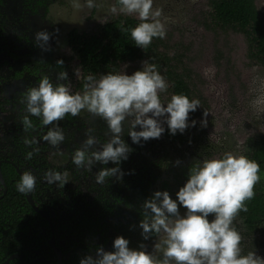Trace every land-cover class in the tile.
I'll use <instances>...</instances> for the list:
<instances>
[{
	"label": "rangeland",
	"instance_id": "obj_1",
	"mask_svg": "<svg viewBox=\"0 0 264 264\" xmlns=\"http://www.w3.org/2000/svg\"><path fill=\"white\" fill-rule=\"evenodd\" d=\"M207 1L153 0V8L162 11L159 19L167 30L165 38L185 51L187 62L198 72L194 81L202 95V98L197 97L201 101L197 107L200 115L196 120L197 128L190 132L189 139L172 142L162 133L159 138L133 143L125 128L124 139L131 152L119 164L122 178L112 176L106 178L103 184L96 183V193L86 186L91 179L94 180L101 167H115L114 162L102 165L93 161L90 166L80 167L77 174V170L69 165L57 167L63 174L68 169L74 171L70 185L66 178L65 183L78 187L79 191L69 205L75 216L69 237L82 244L87 243L92 255H95L98 246L112 250L114 238L123 235L130 241L131 247L143 244L154 255L161 257L162 246L157 248L155 245L160 243L164 234H152L146 240L141 235L139 221L143 218V201L156 190H167L175 198L195 164L229 151L245 154L247 140L264 134V65L248 59L243 35L219 28L210 30L203 25L202 20L209 11ZM95 5L77 10L72 7L71 0H0V24L11 51V56L6 59L10 67L2 72L5 83L0 86V101H8L4 110L7 117L0 116V122L8 121L12 132L23 130L26 133L29 128H25L23 118L29 116L32 122L30 129L36 132L34 136L41 143L46 142L43 136L53 125H43L41 118L28 114L22 103L23 97L27 88L35 85L42 75L69 87L79 66L78 59L64 58L70 55L67 49L68 32L74 28L90 29L97 22H104L110 16L121 13L118 0H95ZM257 6L264 18V0H258ZM113 7H116V12L112 11ZM38 31L50 34L48 50L37 43ZM58 59H63V65L56 63ZM142 62L123 64L121 71L131 74L142 66ZM61 71L67 72L66 80H57ZM19 72H22L20 78L15 76ZM161 98L165 100L166 94L161 93ZM204 111L208 113L207 117L203 116ZM202 119L207 120L206 126H202ZM58 123L65 135L64 141L57 146L60 148L72 147L74 139L73 150L86 147L83 142L88 135L104 143L111 135L105 121L86 110L77 116L66 115ZM99 146V143L93 145L88 149L89 153L98 150ZM55 151L54 162H62L67 151H63L64 154L60 150ZM84 180L88 185L84 184ZM60 191L61 194L55 189L53 191L55 202L62 200L59 194L67 196L64 188ZM180 210L184 211L183 208ZM90 218H96L94 220L100 225H94L93 231ZM234 225L241 233L243 252L254 251L264 258V225L252 236L245 235L242 219L235 218Z\"/></svg>",
	"mask_w": 264,
	"mask_h": 264
},
{
	"label": "clouds",
	"instance_id": "obj_2",
	"mask_svg": "<svg viewBox=\"0 0 264 264\" xmlns=\"http://www.w3.org/2000/svg\"><path fill=\"white\" fill-rule=\"evenodd\" d=\"M71 4L77 10L96 6L95 0H84L83 4L81 0H71ZM118 5L121 13L134 14L139 20L135 26L125 29L135 45L146 49L154 38L166 37V27L159 19L162 11L153 8V0H118ZM112 11L116 12V7ZM49 39L47 31L36 33V41L44 50H48ZM56 63L63 65L64 61L58 59ZM67 76L66 71H61L57 80H66ZM168 88L169 83L157 64L145 60L131 74L125 70L88 74L83 90L78 92L42 75L35 85L27 88L22 103L28 114L41 118L43 125H53L43 136L52 146H58L65 139L58 121L66 115L77 116L86 110L104 120L111 133L107 142L101 143L88 135L83 142L86 147L76 148L72 154V163L78 168L90 166L93 161L102 165L114 162L115 167H101L95 174V182L103 184L108 177L122 178L119 164L131 152L124 139L125 128L132 142L140 143L159 138L165 132V124L173 135L195 126L196 120H189V114L197 110L201 101L184 93H172L162 100L161 93ZM207 115L204 111L203 116ZM23 124L25 128L32 127L29 116L23 118ZM201 124L206 126L207 120L202 119ZM97 143L98 150L89 153L88 149ZM259 172L260 164L244 154L229 151L203 159L190 168L175 198L167 190H156L143 201L141 235L146 240L152 234H164L155 245L162 246L161 257L143 244L131 247L125 236L117 235L112 250L98 246L95 255L82 256L79 264H264V258L254 251L243 252L242 236L234 225L237 215L248 210L245 202L256 195L254 187L260 179ZM44 179L61 185L66 182L61 172L54 169L47 170ZM36 181L31 171H23L16 189L31 193Z\"/></svg>",
	"mask_w": 264,
	"mask_h": 264
},
{
	"label": "trees",
	"instance_id": "obj_3",
	"mask_svg": "<svg viewBox=\"0 0 264 264\" xmlns=\"http://www.w3.org/2000/svg\"><path fill=\"white\" fill-rule=\"evenodd\" d=\"M257 1L208 0L209 11L202 22L210 30L219 28L243 35L247 44L248 59L264 65V18L260 14ZM137 23L139 20L136 16L118 13L104 22H97L90 29L74 28L69 31L67 34L69 58L78 59L79 66L77 73L73 74L70 89L74 92L82 91L84 78L88 74L99 75L107 71H121L123 64L148 60L149 63L157 64L159 71L168 81L169 88L164 93L167 98L172 93H184L190 98H202L194 81V76L198 75V72L187 62L188 56L185 51L178 48V44L170 43L168 38H154L146 49L135 45L130 32L125 29H130ZM199 115L197 108L195 112H190L189 120H197ZM194 127L197 128V122L183 133L177 132L173 135L167 130L166 125L164 134L172 142H185ZM246 145L244 155L260 164V179L254 187L255 197L245 202L247 212H240L236 219L243 220L245 235L250 236L264 225V134L249 138ZM26 153L28 167L33 161H38V152ZM64 157L66 160L70 159L68 154ZM77 169L75 165V170ZM77 172L79 170L76 174ZM83 182L88 185L86 180ZM96 185L95 179H91V183L86 187L95 192ZM7 201L9 199L0 206V263L14 252H25L26 258L29 259V253H33L31 248L42 249L47 244V237L42 234L41 225L49 232L48 222L28 201L26 207L20 205L18 201L15 212ZM22 213L25 214V218L22 217ZM94 219L96 218L89 219L92 231L94 225L100 226ZM235 227L238 230L237 225ZM84 255L86 254L83 251L75 250L67 257L64 264H79L80 258Z\"/></svg>",
	"mask_w": 264,
	"mask_h": 264
},
{
	"label": "flooded vegetation",
	"instance_id": "obj_4",
	"mask_svg": "<svg viewBox=\"0 0 264 264\" xmlns=\"http://www.w3.org/2000/svg\"><path fill=\"white\" fill-rule=\"evenodd\" d=\"M9 56H11V51L9 50L7 42L5 41L3 27L0 24V86L1 84L5 83L4 78L2 77V72L6 67H10V64H8L6 60ZM64 58L70 59L69 56L67 57V55H65ZM21 73L22 72L15 73V76L17 75L18 78H20L22 75ZM7 104V100L0 101L1 117H7V112L4 113V110H6V107L8 106ZM6 122L7 123H5L4 120L3 122H0V206H2L3 203L9 199V201L7 202H10V206H13V212H15L17 208L16 204L18 201L19 204L24 207H26L27 201L30 203L28 199V195H30L34 201V205H32L31 203L30 205L40 215L41 213L39 211H46L49 218L51 219L50 223L47 218L41 215L49 224V232L45 226L41 225L43 229L42 234L47 237V244L44 245V248L34 250L31 248V251H33L34 254L32 252L29 253V259L26 258L25 252H14L6 260H8L12 255L20 254L22 255V259H11L10 264H28L40 257H44L45 260L37 261L34 264L38 262L58 264L60 258L58 250H60V254L62 257L61 264H64L67 257H69L75 250L83 251L85 254H90V247L89 245H87V243L82 244L81 242H79V240H75L69 237L73 230V225L75 222V217L73 218V214L70 211L71 208H69V205L72 204L73 198L79 193L78 187H70L67 186L66 183H64L63 185L58 183L57 185V182L49 183L46 179H44V173L47 170L54 169L58 171L57 167L62 168L65 165H69L70 167L75 168V165L72 163L74 140L72 141V147H70V145L69 147H65L62 145V148L52 146L47 141L42 143L38 141L36 139V136H34L36 132H32L34 129L29 128L27 129L26 133H24L23 130L19 132H12L10 126L8 125L9 122ZM55 150L62 151V154H64L63 151H67L70 159L66 160L63 156L62 162H54L55 158L53 155L54 153H56ZM28 151H30L31 153L38 152V161H33V164L29 165V167L28 160L26 158V152ZM49 155H51L52 157L48 158ZM77 170H79V168ZM23 171H31L37 177L36 187L34 191L28 194L20 193L16 189V182L18 181ZM70 171L71 170L69 169L66 170L65 174H63L61 170L59 171L68 180V185H70V180L74 177V171ZM63 188L66 191V197L62 196L63 194L60 195V190H63ZM54 189L56 193H60L59 196L62 199L61 201H54ZM47 207L50 209L48 210ZM24 216L25 214L22 213V217ZM24 218L22 221H24ZM52 237H54L55 246L50 243Z\"/></svg>",
	"mask_w": 264,
	"mask_h": 264
},
{
	"label": "water",
	"instance_id": "obj_5",
	"mask_svg": "<svg viewBox=\"0 0 264 264\" xmlns=\"http://www.w3.org/2000/svg\"><path fill=\"white\" fill-rule=\"evenodd\" d=\"M28 199H29L30 203H31L32 205H34V201H33L32 197H31L30 195H28ZM39 212L41 213V215H42L43 217L47 218L48 221L51 223V219L49 218L48 213H47L46 211L41 210V211H39ZM50 243H51L53 246H55V243H54V237L51 238ZM58 253H59V257H60V258H59V263H58V264H61V262H62V257H61V254H60V250H58ZM14 258L22 259V255H20V254L12 255L8 260H6L5 262H2L1 264H10V260H11V259H14ZM44 260H45L44 257H40V258H38V259H36V260H33L32 262H30V263H28V264H34V263L37 262V261H44Z\"/></svg>",
	"mask_w": 264,
	"mask_h": 264
}]
</instances>
